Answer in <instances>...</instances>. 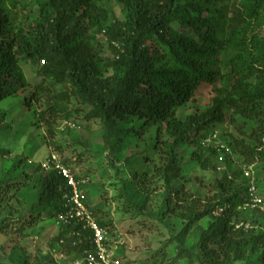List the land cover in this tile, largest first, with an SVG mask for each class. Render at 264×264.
<instances>
[{"label":"trees","instance_id":"1","mask_svg":"<svg viewBox=\"0 0 264 264\" xmlns=\"http://www.w3.org/2000/svg\"><path fill=\"white\" fill-rule=\"evenodd\" d=\"M117 2L120 17L101 0H0V102L28 91L24 104L54 147L60 122L79 126L76 117L100 123L110 152L125 142L142 143L128 169L137 183L152 187L163 181L165 204L175 202L168 211L183 210L187 223L176 238L180 246L195 224L222 210L200 237L207 261L195 264H235L250 253L259 257L248 264H264V217L257 218L260 232L233 227L242 216L246 179L240 169L229 178L217 173L214 148L202 144L227 123L237 159L264 172V0ZM202 92L205 100L184 115ZM33 102H43L44 109L36 112ZM9 129L0 114V137ZM182 145L192 147L189 160L201 171L218 176L207 200L171 190V182L183 177L177 153ZM37 180L35 206L50 205L55 214L65 180L54 171L40 172ZM119 197L126 201L123 213L134 209L142 215L128 185ZM9 221H0V228Z\"/></svg>","mask_w":264,"mask_h":264},{"label":"rangeland","instance_id":"2","mask_svg":"<svg viewBox=\"0 0 264 264\" xmlns=\"http://www.w3.org/2000/svg\"><path fill=\"white\" fill-rule=\"evenodd\" d=\"M101 2L111 5L116 16H121L117 0ZM103 55L106 57L109 54L105 50ZM24 75L29 81H37L28 67H24ZM56 89L59 91L62 88L58 86ZM28 95V91H19L17 95L0 102V114L10 125L9 131L0 137V152L6 151L0 153V186L3 184L0 190V221L6 217L10 219L0 228V264H54L50 250L59 236L51 217L54 211L47 204L35 206L40 190L37 179L42 172L39 166L44 164L51 151L60 155L78 177L85 176L88 179L84 187L88 207L95 211L96 219L110 221L111 224L105 229L116 231L124 242L120 254L121 264H195L199 261L206 263L207 260L200 251V237L209 222L220 215V209L195 224L187 233L184 245L180 246L176 238L187 223L180 217L183 210L168 211L175 202L165 204L168 192L163 188V181H157L152 187L137 183L128 169L129 165H133V152H140L142 143L136 145L125 142L122 149L110 152L102 138L100 123L84 122L81 117H76L73 120L79 126H70L67 130L60 126V122L61 128H58L52 139L55 147L60 146V150H55L54 145L49 144L50 140L44 136L43 128L36 123L33 109H28L24 104V97ZM199 96V101L186 107L184 115L196 110L199 102L207 97V92H202ZM42 103L33 102L36 112L44 109ZM74 106L76 103L72 104V107ZM215 129V141L231 145L227 123ZM246 132L249 133L250 130L247 129ZM191 151L192 147L186 145L178 149L183 177L171 182L170 187L173 191L183 190L191 194L195 201L207 200L212 195L210 191L214 177L218 176L203 172L192 163L189 160ZM111 161L114 167H110ZM224 166H227V169L223 172L226 178H229L236 167H230L228 163ZM251 169L261 187L260 195L264 198L262 166L252 165ZM113 184L115 186H112ZM123 185H128L133 199L141 205L142 215L134 212V209L123 213L126 201L119 197ZM257 218L260 217H252L258 224L255 231L261 228ZM72 254L74 253H68L69 258H72ZM248 256L247 261L235 264L254 262L259 254L250 253Z\"/></svg>","mask_w":264,"mask_h":264},{"label":"built area","instance_id":"3","mask_svg":"<svg viewBox=\"0 0 264 264\" xmlns=\"http://www.w3.org/2000/svg\"><path fill=\"white\" fill-rule=\"evenodd\" d=\"M216 134L203 141V145H212L213 157L216 160L217 172L225 170V163H235L230 149L223 143L215 141ZM46 172L56 171L65 180L58 191L61 195L59 210L53 214L54 226L59 231L55 246L50 250L54 264H121V249L124 242L116 231H109L99 227L93 211L87 205V197L81 185L86 180H75V171L71 167L63 165L56 155L42 164ZM243 176L246 179L247 188L243 195V202L238 207L242 216L233 222L234 230H242L245 233L255 231L258 228L256 219L252 217H264V198L260 195V189L256 185V179L251 166L240 164ZM81 248L78 251L75 249ZM49 253V254H50ZM68 253L72 254L69 258Z\"/></svg>","mask_w":264,"mask_h":264},{"label":"clouds","instance_id":"4","mask_svg":"<svg viewBox=\"0 0 264 264\" xmlns=\"http://www.w3.org/2000/svg\"><path fill=\"white\" fill-rule=\"evenodd\" d=\"M62 126H64V130L66 129V127H68V129H70V126H74L75 127V125L74 124H72V123H68V122H65V121H63L62 122V124H61ZM61 126V127H62ZM60 127V128H61ZM216 130V129H215ZM215 130L213 131V134H216L215 133ZM206 140V139H205ZM204 141V140H203ZM218 142V141H217ZM220 143H222V142H220ZM224 144V143H223ZM225 146H227L229 149H230V151H231V153H232V155H233V157H234V159L236 160V162L235 163H233V164H231L230 162H227L226 161V163H228V166L230 165V167H236V169H240V164L242 163L239 159H237V156H236V154H235V152H234V149H233V146L232 145H229V144H224ZM51 155H56V156H58V158L62 161V163H63V165H65V166H67V167H70L68 164H66L65 163V161L61 158V156L60 155H58L55 151H51L50 153H49V155H48V157L47 158H45L46 159V161L50 158V156ZM45 161V162H46ZM216 161V160H215ZM44 162V163H45ZM216 166H217V163H216ZM40 167V169H41V171H43L44 173H51V172H46V171H44L43 170V168H42V165H40L39 166ZM227 166H225V170L227 169L226 168ZM224 170V171H225ZM241 170V169H240ZM252 170V169H251ZM53 172V171H52ZM54 172H56V171H54ZM217 172V171H216ZM223 172V171H222ZM241 172H242V170H241ZM217 173H219V172H217ZM221 173V172H220ZM242 175H243V173H242ZM244 177V176H243ZM76 178H78V180L76 179ZM75 180L76 181H80V180H86V184H87V182H88V179L86 178V177H78L76 174H75ZM246 183H247V181H246ZM86 184H84V185H81V188L83 189V191L85 192V190H84V187H85V185ZM61 185H64V184H61ZM220 212H222V210H220Z\"/></svg>","mask_w":264,"mask_h":264}]
</instances>
